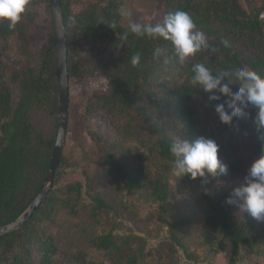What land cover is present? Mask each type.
Segmentation results:
<instances>
[{
  "label": "trees",
  "instance_id": "16d2710c",
  "mask_svg": "<svg viewBox=\"0 0 264 264\" xmlns=\"http://www.w3.org/2000/svg\"><path fill=\"white\" fill-rule=\"evenodd\" d=\"M76 1L80 0H60L68 85L72 82L80 84L84 79L79 66L81 44L109 43L117 51L116 55L107 56L95 67L93 75L104 79L106 87L93 91L84 99V115L90 116L94 108L103 107L113 118L126 120L127 126L132 123L145 125L148 139L143 137L140 141L142 147L166 162L171 163L174 159L170 147L176 141L161 123V111H157L153 117L149 113L155 109V104L162 107L170 104L167 111L177 115L181 126L179 128L174 124L179 137L191 138L201 132L195 107L202 89L190 83L193 75L191 69L195 64L203 63L214 73L247 67L264 76V23L260 18L264 6L253 14L243 8L241 0H156L163 7V16L176 10L188 13L196 29L205 33L209 45L182 64L173 59L165 65V58L171 59L173 56L170 43L136 36L124 28L122 17L118 14L122 0L88 3L75 14L72 7ZM41 8L49 16L50 26L44 39L35 42L31 30ZM112 24L116 25L114 29L109 27ZM11 38L16 40L21 56L26 59L23 65L15 66L5 59ZM54 44L50 0H29L20 22L13 29H9L6 23H0V227L16 220L28 208L48 171L58 117V70ZM157 47L163 50L159 57L154 56ZM136 53L141 54V61L139 66L133 67L129 58ZM163 73L165 84L172 86L168 88L164 85V96L159 98L153 86L158 81L157 74ZM168 75L172 81L166 79ZM231 87L233 92L238 88L236 85ZM246 112L250 119L234 118L231 125H226L230 132L248 136V142L243 145L245 155L239 157L236 164L240 167H234L230 179L226 180L223 175L215 178L207 176L196 181L183 177L190 183L197 182L207 187L221 184L215 196L203 195L207 202L203 219L210 230L218 233L231 246L233 258L228 264H236L234 257L240 246L253 252L262 240L256 228L257 220L248 213L239 214L235 206L226 203L233 189L241 185L238 171L250 167L261 155L262 144L258 136L264 134V130L258 132L256 129V109L249 106ZM66 122L68 128L69 122ZM235 149L236 154L238 150ZM68 162L69 159L62 154L55 173V184L31 219L12 234L0 238V264H54L57 247L52 238L41 230V224L49 219L57 203L73 213V204L81 196L83 188L80 183H74L58 189ZM105 162L111 173L121 171L120 160L115 159L114 154L108 153ZM126 182L128 194L142 189L143 185L134 173L127 177ZM58 193L67 194V197L59 198ZM169 193L168 180L161 176L155 180L149 195L153 202L162 205L169 198ZM91 198L92 220H96L102 211L113 210L102 194H94ZM178 226L175 223L169 225L171 237L192 260L176 237ZM205 238L209 241V237ZM90 241L97 251L106 256L121 254L122 243H118V237L113 232ZM138 262L137 256L130 255L114 264Z\"/></svg>",
  "mask_w": 264,
  "mask_h": 264
},
{
  "label": "rangeland",
  "instance_id": "374dc122",
  "mask_svg": "<svg viewBox=\"0 0 264 264\" xmlns=\"http://www.w3.org/2000/svg\"><path fill=\"white\" fill-rule=\"evenodd\" d=\"M97 2L100 3V0L73 2L72 12L76 14L88 3ZM241 4L246 11L254 12L264 6V0H241ZM122 6L130 12V16L122 18V25L128 30L131 23L145 24L163 18V7L156 0H122ZM38 12L39 16L31 30L35 42L44 39L50 26L49 16L44 10L41 8ZM260 18L264 23V12ZM7 48L5 59L8 63L15 66L25 63L26 59L21 56L14 38L9 40ZM80 52L79 66L84 79L80 84L72 82L68 85L69 125L62 154L69 162L58 189L74 183H80L83 188L81 196L73 204V213L57 203L49 219L41 224V230L52 238L57 247L54 264H114L130 255L137 256L139 264H228L233 258L231 246L218 233L210 230L203 219L207 208L203 195L215 196L221 184L207 187L174 176L171 163L142 147L140 141L143 137L148 139L145 125L136 126L132 123L127 126L126 120L113 118L103 107L94 108L90 116H85L84 99L93 91L106 87V81L96 78L93 71L104 58L116 55L117 51L109 43H83ZM163 75L157 74L158 81L153 86L159 98L164 96V85L168 88L172 86L165 84ZM166 79L172 81L170 75ZM200 94L196 101L195 117L201 125V132L196 136L179 137L174 124L179 128L181 126L177 115L167 111L170 104L163 107L155 104V109L149 115L153 117L157 111H161V123L176 143L182 139L194 141L199 137L214 139L219 146L218 158L228 167L227 175L223 176L229 180L235 171L234 167H240L236 164L239 157L245 155L243 145L248 142V136L230 132L215 116L216 103H224L228 98L221 96L218 102H211L209 94L203 90ZM235 147L238 150L236 154ZM108 153L120 160V172L109 171L105 162ZM248 168L243 167L238 171L241 184ZM132 173L136 174L143 186L141 190L128 194L126 181ZM161 176L168 180L170 192L162 205L153 202L149 195L155 180ZM97 193L103 195L113 210L102 211L96 220H92L91 197ZM58 196L64 198L67 194L58 193ZM70 198L75 199L72 196ZM232 199L235 201L232 205L238 213H246L239 207L240 202L235 197ZM173 223L179 225L175 231L176 237L192 260L187 258L171 237L169 225ZM256 228L262 240L253 252L240 246L234 257L236 264H264V221H256ZM108 232H113L118 237V243H122L119 256H106L91 244L92 238ZM205 236L209 237V241Z\"/></svg>",
  "mask_w": 264,
  "mask_h": 264
},
{
  "label": "clouds",
  "instance_id": "9594fccd",
  "mask_svg": "<svg viewBox=\"0 0 264 264\" xmlns=\"http://www.w3.org/2000/svg\"><path fill=\"white\" fill-rule=\"evenodd\" d=\"M28 3L29 0H0V23H6L9 29L15 28ZM118 14L122 18L130 16V12L123 6L118 9ZM109 27L114 29L116 25ZM129 30L136 36L162 39L170 43L173 56L171 59L165 58V65L173 59L182 64L209 46L205 33L196 29L194 20L184 11H169L156 23H131ZM162 51L159 47L155 48L154 56L159 57ZM140 61V53L129 58L133 67L139 66ZM191 71L193 75L190 83L209 94L211 102H218L221 96L228 98L215 106V113L223 125H231L234 118H246V109L251 106L256 109L254 123L257 131L264 130V76L247 67L214 73L203 63L195 64ZM232 85L238 86L235 92L232 91ZM258 139L262 144L261 155L251 163L244 182L233 189L226 203H234L232 197H235L243 212L257 221H264V134L259 135ZM170 152L174 157L171 170L178 179L187 176L196 181L207 176L215 178L227 175L228 167L219 160V146L212 138L199 137L194 141L182 139L171 145Z\"/></svg>",
  "mask_w": 264,
  "mask_h": 264
},
{
  "label": "water",
  "instance_id": "95a60500",
  "mask_svg": "<svg viewBox=\"0 0 264 264\" xmlns=\"http://www.w3.org/2000/svg\"><path fill=\"white\" fill-rule=\"evenodd\" d=\"M52 11L53 29L55 36V49L58 70V117L57 132L49 162L47 174L39 187L38 193L28 208L13 222L0 227V238L12 234L25 225L33 216L35 210L47 197L49 191L55 184V173L62 156L63 147L66 139V129L68 120V76L66 65V39L63 26V18L60 0H50Z\"/></svg>",
  "mask_w": 264,
  "mask_h": 264
}]
</instances>
